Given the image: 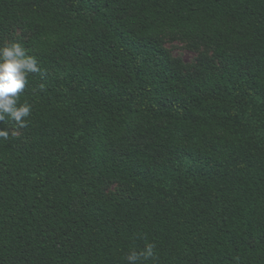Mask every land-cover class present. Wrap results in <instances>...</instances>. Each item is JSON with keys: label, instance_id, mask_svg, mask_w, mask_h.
<instances>
[{"label": "trees", "instance_id": "obj_1", "mask_svg": "<svg viewBox=\"0 0 264 264\" xmlns=\"http://www.w3.org/2000/svg\"><path fill=\"white\" fill-rule=\"evenodd\" d=\"M15 25L39 71L0 124V264H264V0H0Z\"/></svg>", "mask_w": 264, "mask_h": 264}, {"label": "clouds", "instance_id": "obj_2", "mask_svg": "<svg viewBox=\"0 0 264 264\" xmlns=\"http://www.w3.org/2000/svg\"><path fill=\"white\" fill-rule=\"evenodd\" d=\"M38 71L36 58L20 43L13 41L0 44V124L8 118L19 127L26 126V118L30 116L32 106L27 101L20 103L19 94L26 87L28 75ZM8 137L9 130L0 127V139L6 140ZM154 248V244L147 243L139 251L129 250L124 259L127 264L147 261L154 257Z\"/></svg>", "mask_w": 264, "mask_h": 264}, {"label": "rangeland", "instance_id": "obj_3", "mask_svg": "<svg viewBox=\"0 0 264 264\" xmlns=\"http://www.w3.org/2000/svg\"><path fill=\"white\" fill-rule=\"evenodd\" d=\"M30 36L21 26L15 25L10 28L7 35L1 38V42H16L25 40ZM163 46L171 58L181 64L184 72L193 76L199 73L203 65L215 66L218 69L222 68L221 62L214 56L213 49L202 42H193L178 36H169L163 39ZM9 132L15 137H24V132L14 125L9 127ZM105 193L119 197L126 195L124 186L116 182L107 184Z\"/></svg>", "mask_w": 264, "mask_h": 264}]
</instances>
